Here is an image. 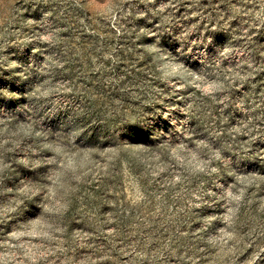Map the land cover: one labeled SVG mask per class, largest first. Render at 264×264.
I'll return each instance as SVG.
<instances>
[{
  "label": "rangeland",
  "instance_id": "rangeland-1",
  "mask_svg": "<svg viewBox=\"0 0 264 264\" xmlns=\"http://www.w3.org/2000/svg\"><path fill=\"white\" fill-rule=\"evenodd\" d=\"M0 264H264V0H0Z\"/></svg>",
  "mask_w": 264,
  "mask_h": 264
}]
</instances>
